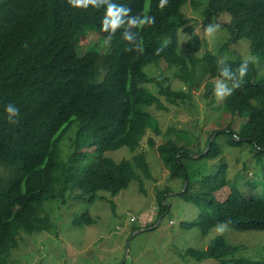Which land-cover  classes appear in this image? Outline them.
I'll return each mask as SVG.
<instances>
[{
    "label": "trees",
    "instance_id": "1",
    "mask_svg": "<svg viewBox=\"0 0 264 264\" xmlns=\"http://www.w3.org/2000/svg\"><path fill=\"white\" fill-rule=\"evenodd\" d=\"M189 1L166 0L161 7L159 0H95L86 6L69 0H0V264H7L18 249L21 233L51 230L43 208L57 195L56 145L73 120L82 123L78 144L87 140L97 156L77 175L71 173L72 189L79 188L94 200L98 191L115 195L138 180L145 191L142 179L152 178L145 152L155 145L148 131L162 133L147 109L153 105L167 109L148 85H158L159 94L172 104L191 99L190 92L161 85L166 81L161 74L145 71L162 62L175 67V76L189 90L207 79L209 105L215 104L216 79L232 88L221 105L222 118L226 113L231 119L213 131L206 151L197 158L215 159L227 146H249L257 166L254 178L244 176L232 184L222 160L215 174L202 176L197 190L187 184L180 195L197 207L198 215L182 222V229L198 228L202 236L221 225L238 232L264 231V73L242 58L220 59L208 50L199 56L200 40L182 10ZM109 5L113 11L121 9L114 28L102 27ZM202 12L213 24L212 18L227 13L236 37L246 39L264 63V0H209ZM141 17H151L152 22L129 23ZM87 29L109 41L108 51L90 48L78 54ZM180 33L190 36L186 56L178 51ZM243 63L247 71L240 77L237 70ZM225 68L229 75H221ZM101 74L103 79L97 81ZM7 104L17 111L6 113ZM141 144L143 152L132 160L105 156L107 151L124 146L133 150ZM158 151L168 169L181 180L187 177L185 164L192 157L184 146L169 139ZM166 192L158 197L159 218L168 211L163 202ZM79 221L92 219L87 212ZM241 248L218 235L206 250L189 249V255L216 264H264V255L258 259L237 255Z\"/></svg>",
    "mask_w": 264,
    "mask_h": 264
},
{
    "label": "rangeland",
    "instance_id": "2",
    "mask_svg": "<svg viewBox=\"0 0 264 264\" xmlns=\"http://www.w3.org/2000/svg\"><path fill=\"white\" fill-rule=\"evenodd\" d=\"M193 1L190 0L182 10L200 40L198 55L208 50L206 52L220 59L242 58L264 73V63L251 52L249 42L237 38L229 26V15L224 12L212 18L216 20L214 25L217 27L212 33H207L205 27L213 23L208 22L202 11L207 8L209 0H198L200 4L196 7ZM93 31L87 29L80 38L78 54L84 55L90 48L104 53L108 51L109 41ZM189 37V34H179L178 51L183 56L187 55ZM174 68L162 62L145 69L151 76L161 74L168 80H160L161 85H170L173 91L191 93V99L186 100L185 104L180 101L172 104L159 94L158 85H148L167 109L161 111L156 105L147 109L152 115L150 121L154 125L159 124L162 133L157 135L154 131H148L154 137L155 145L148 146L145 152L152 172L151 180L142 179L145 191L140 189L138 180H133L126 189L115 195L98 191L94 200L87 192L72 189L71 173L77 175L97 156L95 148L90 149L87 140H83L82 145L78 144L82 123L73 120L70 126L63 129L56 145L58 166L54 172V189L57 195L47 200L43 208V212L50 217L52 228L31 235L21 233L19 247L11 252L7 264H216L213 260L193 259L195 257L189 255V249L206 250L218 235L242 246L237 253L239 256L258 259L264 255V231L238 232L221 225L202 236L198 228L184 230L181 227L182 222H190L198 215L197 207L180 195L187 184L197 190L202 176L215 174L222 160L227 164V177L232 184L238 183L244 176L254 178L257 166L252 160L249 146L243 149L227 146L224 155L215 159L197 158L206 151V143L213 131L225 126L231 116L224 113L222 118L223 96H216L215 104H208L209 99L205 97L207 79L189 90L175 76ZM103 75L97 81H101ZM215 82L220 81L216 79ZM169 139L184 146L188 156L192 157L186 161L187 177L183 180L168 169L160 158L158 146ZM143 145L133 150L127 146L120 147L107 151L105 156L114 161L132 160L143 152ZM165 189L168 192L164 193L163 202L168 206V211L159 218L158 197ZM87 212L92 221L80 223L79 218ZM133 216L135 220L130 221ZM217 228H222V231L218 232Z\"/></svg>",
    "mask_w": 264,
    "mask_h": 264
},
{
    "label": "clouds",
    "instance_id": "3",
    "mask_svg": "<svg viewBox=\"0 0 264 264\" xmlns=\"http://www.w3.org/2000/svg\"><path fill=\"white\" fill-rule=\"evenodd\" d=\"M94 2H95V0H69L70 4H73L76 6H81V5L86 6L89 3L94 4ZM165 3H166V0H159V6L162 7ZM125 11H126V9H125ZM120 12H121V9L117 8L115 11H113L112 6L109 5L106 9V15H105V18L102 22V27H108L110 25L111 27L114 28L117 24V17H118V14ZM145 22L151 23L152 18L151 17H141L138 21L135 19L129 20L130 24L141 25V24H144ZM216 27L217 26L214 24H209L205 27V31L207 33H212ZM246 71H247V65L245 63H243L239 66V68L237 70V74L240 77H242ZM221 75H224V76L229 75L226 68L221 70ZM235 83H236V81L233 80V86H235ZM231 90H232L231 87L225 88V85L223 83H220V82H217L216 85L214 86V94L218 98L222 97L223 95L228 94L229 92H231ZM4 108H5L6 113H14L17 111V109L12 107L11 104L5 105ZM217 231L218 232L222 231V228H217Z\"/></svg>",
    "mask_w": 264,
    "mask_h": 264
},
{
    "label": "built area",
    "instance_id": "4",
    "mask_svg": "<svg viewBox=\"0 0 264 264\" xmlns=\"http://www.w3.org/2000/svg\"><path fill=\"white\" fill-rule=\"evenodd\" d=\"M133 220H135V217H134V216H133V217H131L130 221H133Z\"/></svg>",
    "mask_w": 264,
    "mask_h": 264
},
{
    "label": "water",
    "instance_id": "5",
    "mask_svg": "<svg viewBox=\"0 0 264 264\" xmlns=\"http://www.w3.org/2000/svg\"><path fill=\"white\" fill-rule=\"evenodd\" d=\"M185 190V189H184ZM158 223V222H157Z\"/></svg>",
    "mask_w": 264,
    "mask_h": 264
}]
</instances>
